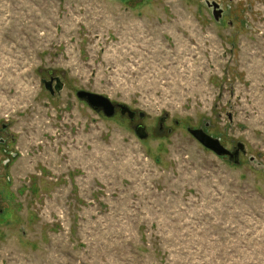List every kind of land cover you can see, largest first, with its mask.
Wrapping results in <instances>:
<instances>
[{"label":"rangeland","instance_id":"1","mask_svg":"<svg viewBox=\"0 0 264 264\" xmlns=\"http://www.w3.org/2000/svg\"><path fill=\"white\" fill-rule=\"evenodd\" d=\"M3 125L0 264H264V0H0Z\"/></svg>","mask_w":264,"mask_h":264},{"label":"flooded vegetation","instance_id":"2","mask_svg":"<svg viewBox=\"0 0 264 264\" xmlns=\"http://www.w3.org/2000/svg\"><path fill=\"white\" fill-rule=\"evenodd\" d=\"M57 80H58L57 78L51 77L50 78V81L49 82L47 81L45 83L48 86V89L50 90V92H53L54 93L55 89H57V86L60 85L61 82L60 81L58 82ZM79 92L80 91H78L76 93L77 97H78V93ZM80 100L84 101L83 99H80ZM84 102L87 103L86 101H84ZM113 104L115 106L114 115L111 116V117H108V118L114 117L117 114V112H119L122 116L127 117L130 120V122H134L137 117L140 120H143L145 118V114L142 113V112L134 111V110H132L129 107H127L128 110H124L123 109L124 107H122V104H115V103H113ZM123 106H125V105H123ZM92 109L95 110L96 112H99V113H103L104 114V112L102 111V109H100L99 111H97L94 108H92ZM143 114H144V117H142ZM164 122H165V119H161V125L164 124ZM139 128L142 129V131H139ZM199 129L203 130L205 133H207L208 135H210L208 133V131L206 130V128H199ZM6 130H7V125H3V127H1V129H0V150L4 154L6 153V151H4V147H5V144H6V139L2 137V136H4V135H2L3 134L2 131H6ZM192 130H195V129L193 128ZM135 131H136V134L138 136H139V134H144V133L146 134L145 127L142 124H139L138 126H136ZM211 137H213V136H211ZM215 139H217V138H215ZM217 140L220 141L221 145L224 148H226L228 151H230V153H232L231 154L232 155L231 157L230 156H223L221 158H224L226 160H230L236 167L242 166L244 158L248 155L245 144L242 143V142H240V141H237V142H234L231 146H228L227 144L223 143L220 139H217ZM251 161H254V159H252Z\"/></svg>","mask_w":264,"mask_h":264},{"label":"water","instance_id":"3","mask_svg":"<svg viewBox=\"0 0 264 264\" xmlns=\"http://www.w3.org/2000/svg\"><path fill=\"white\" fill-rule=\"evenodd\" d=\"M59 82V80H57ZM46 88L48 89V86L46 85ZM62 88V84L60 83L59 86H57V90L59 91ZM53 93V92H52ZM78 97L80 99H83L84 101H86L92 108L96 109L97 111H99L100 109H102V111L104 112V115L106 117H111L114 115L115 112V106L113 104V102L102 95H98L95 93H91V92H87V91H80L78 93ZM124 110H128L127 106H123ZM142 117H144V114L142 115ZM229 117L231 118V116L229 115ZM139 131H142V129L139 128ZM189 133L191 134V136L197 140L205 149L213 152L214 154H216L219 157H223V156H232L230 153V151H228L226 148H224L220 141L211 137L210 135H208L207 133H205L203 130L201 129H189L188 130ZM139 137L141 139H146L147 135L144 134H139Z\"/></svg>","mask_w":264,"mask_h":264}]
</instances>
